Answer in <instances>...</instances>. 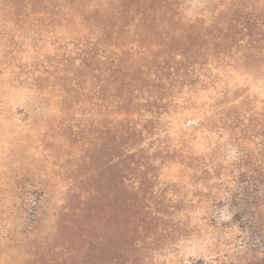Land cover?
Wrapping results in <instances>:
<instances>
[{"label": "rangeland", "instance_id": "1", "mask_svg": "<svg viewBox=\"0 0 264 264\" xmlns=\"http://www.w3.org/2000/svg\"><path fill=\"white\" fill-rule=\"evenodd\" d=\"M233 4L0 0V264H264V0Z\"/></svg>", "mask_w": 264, "mask_h": 264}, {"label": "trees", "instance_id": "2", "mask_svg": "<svg viewBox=\"0 0 264 264\" xmlns=\"http://www.w3.org/2000/svg\"><path fill=\"white\" fill-rule=\"evenodd\" d=\"M234 1V4H233V7H231L230 8V13H229V17H228V22H227V24L229 25L230 23H232V22H234V21H237V12L239 11V10H241L242 9V7L244 6V1L245 0H233ZM141 49V47H139V45L138 46H136L135 48H134V50L136 51L137 49ZM122 98V97H121ZM125 101H127L126 99H122V103H124L125 104ZM238 204L236 203L235 205H233V207L234 208H236V206H237ZM240 206V205H239ZM240 208V207H239Z\"/></svg>", "mask_w": 264, "mask_h": 264}]
</instances>
